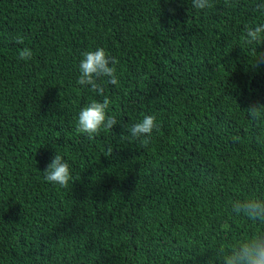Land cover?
I'll return each instance as SVG.
<instances>
[{"label":"trees","instance_id":"1","mask_svg":"<svg viewBox=\"0 0 264 264\" xmlns=\"http://www.w3.org/2000/svg\"><path fill=\"white\" fill-rule=\"evenodd\" d=\"M259 2L0 0V264H223L264 233L230 205L264 198V119L245 112L264 104V44L241 40ZM97 48L119 61L118 125L89 140L78 113L103 97L76 81ZM145 115L147 145L122 140ZM56 153L67 188L42 175Z\"/></svg>","mask_w":264,"mask_h":264},{"label":"clouds","instance_id":"2","mask_svg":"<svg viewBox=\"0 0 264 264\" xmlns=\"http://www.w3.org/2000/svg\"><path fill=\"white\" fill-rule=\"evenodd\" d=\"M226 6L233 7L232 0H225ZM193 8L204 10L213 6L212 0H192ZM256 9L261 15H264V0H260ZM241 40L246 45L264 44V23L246 24L244 26ZM17 43H23L22 38H18ZM253 53L256 49L253 48ZM19 59L28 61L32 58V52L24 48L18 53ZM78 70L79 76L76 81L79 86H86L97 96L103 97L102 101L93 100L90 104L80 109L76 121V131L86 136L89 140L99 136L101 131L112 132L118 125L115 116L107 115L111 104L110 99L105 94V85H117L116 65L119 61L107 53L103 48H97L94 51H85L82 54ZM264 64V52L257 54L255 67ZM248 118L252 122L264 119V104L254 102L245 110ZM157 127L156 117L154 115H145L142 120L132 124L127 128L128 135L121 136L122 140H141L145 145L149 142L153 130ZM233 143L238 142L240 137L232 136ZM113 149L108 148L111 155ZM43 177L46 182L58 185L61 188H67L73 180L70 166L67 161L56 153L51 163H49ZM231 211L237 217H245L250 221L264 223V198L257 196H245L230 201ZM222 230H227V226H222ZM222 251H224L222 249ZM223 264H264V233H254L251 236H244L231 244L227 253L223 256Z\"/></svg>","mask_w":264,"mask_h":264}]
</instances>
